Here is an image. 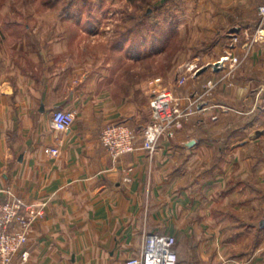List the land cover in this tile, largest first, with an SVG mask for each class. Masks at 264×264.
<instances>
[{
  "label": "crops",
  "instance_id": "1",
  "mask_svg": "<svg viewBox=\"0 0 264 264\" xmlns=\"http://www.w3.org/2000/svg\"><path fill=\"white\" fill-rule=\"evenodd\" d=\"M214 3L221 9L208 15L224 45L228 31L245 36L230 48L239 58L230 77L222 68L199 73L197 84L210 76L220 82L198 106L197 124L161 135L152 152L136 139L135 151L116 158L100 133L127 120L140 137L135 98L98 86L97 75L83 71L91 61L68 52L64 39L45 48L36 41L30 51L28 26L13 44L5 37L14 24L0 29V183L28 203H44L24 247L29 256L17 254L15 264H124L154 234L176 237L179 264H264V24L248 41V29L233 23L238 5L264 0ZM4 13L3 20L21 19ZM190 80L177 92L187 95ZM221 106L228 110L219 113ZM55 108L75 113L64 132L51 125ZM224 128L259 134L234 143Z\"/></svg>",
  "mask_w": 264,
  "mask_h": 264
},
{
  "label": "rangeland",
  "instance_id": "2",
  "mask_svg": "<svg viewBox=\"0 0 264 264\" xmlns=\"http://www.w3.org/2000/svg\"><path fill=\"white\" fill-rule=\"evenodd\" d=\"M209 1L0 0V29L9 26L10 22L14 24L11 25L13 30L10 35L5 37L13 44L19 42L21 30L28 26L34 36L25 34L23 38L30 51L34 50L31 46L36 41L38 45H44L43 48L49 45V41H67L68 52L72 49L76 58L91 61L83 71L96 74V79L100 81L98 86L109 87L115 94L125 92L127 96L135 98L140 118L135 126L140 125L141 136H137L129 121L123 122L135 133V141L140 139L143 143L145 128L156 121L150 106L154 96L164 89H171L181 100V107L187 109L186 114L179 118L181 127L172 129L171 136L166 131L158 136L166 134L173 137L185 123L197 124L198 106L203 99L208 102L212 98L214 88L220 82V78L210 76L205 82L197 84L192 79L198 75V70L207 66L206 69L213 74L219 68H212V64L223 59L224 66L221 68L227 70L225 76L230 77V71L239 61L237 57L235 66H230V56H236L230 48L239 43L240 38L245 40V36L241 34L239 40L234 41L233 35L236 34L228 31L231 41L224 45L223 34L217 31L216 23L208 15L218 13L221 7L214 0ZM261 4L264 3H243L235 11L237 18L233 22L234 27L247 28L248 41L253 34L261 35L264 24L258 15ZM7 11L12 12L14 18L19 16L21 19L3 20ZM28 13L31 18L24 17ZM181 78H184V83L178 84ZM186 79H191L188 82L191 86L189 93L184 95L178 93L177 89L185 86ZM209 80L212 81L211 87L207 85ZM219 109V113L228 110L224 106ZM217 117V113L209 114L207 120L212 122ZM228 130L225 134L229 135L227 138H233L234 143L245 141L249 134L254 137L259 134ZM207 132L212 138L221 136L220 131Z\"/></svg>",
  "mask_w": 264,
  "mask_h": 264
},
{
  "label": "built area",
  "instance_id": "3",
  "mask_svg": "<svg viewBox=\"0 0 264 264\" xmlns=\"http://www.w3.org/2000/svg\"><path fill=\"white\" fill-rule=\"evenodd\" d=\"M258 15L261 21H264V4L258 7ZM237 39L238 37L233 35V40ZM230 60L232 67L238 59L237 56L231 55ZM222 66H224L223 59L212 64L214 69ZM183 83L184 78L178 80V84ZM207 85L211 87L212 81H207ZM150 106L156 121L145 128L142 147L152 152L160 134L166 131L171 136L172 129L182 126L179 118L186 114L187 109L181 107V100L171 89H164L154 96ZM74 119L73 110L55 108L50 121L56 131L64 132L73 124ZM135 138L133 130L123 121L106 123L100 133L101 143L115 158L135 151L138 148ZM46 151L54 156L59 153V149L54 145L46 146ZM43 214L44 203L40 206L28 203L0 183V264H15L14 257L17 254L21 261L28 258L29 251L24 248L25 244L33 224ZM176 242V237L171 234L151 235L143 251L138 256L126 259L124 264H179Z\"/></svg>",
  "mask_w": 264,
  "mask_h": 264
},
{
  "label": "water",
  "instance_id": "4",
  "mask_svg": "<svg viewBox=\"0 0 264 264\" xmlns=\"http://www.w3.org/2000/svg\"><path fill=\"white\" fill-rule=\"evenodd\" d=\"M206 67L207 66H204V67L200 68L197 73L199 74V73L203 72L206 69ZM215 68L217 69V67H215ZM193 143H194V140H191L187 144L188 145H192Z\"/></svg>",
  "mask_w": 264,
  "mask_h": 264
}]
</instances>
